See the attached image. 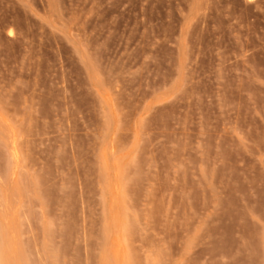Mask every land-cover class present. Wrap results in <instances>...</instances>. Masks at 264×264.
I'll list each match as a JSON object with an SVG mask.
<instances>
[{"label": "rangeland", "instance_id": "1", "mask_svg": "<svg viewBox=\"0 0 264 264\" xmlns=\"http://www.w3.org/2000/svg\"><path fill=\"white\" fill-rule=\"evenodd\" d=\"M0 264H264V0H0Z\"/></svg>", "mask_w": 264, "mask_h": 264}]
</instances>
